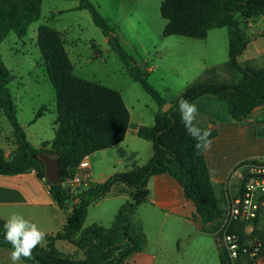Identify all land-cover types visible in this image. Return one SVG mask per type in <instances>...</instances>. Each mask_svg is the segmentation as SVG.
<instances>
[{
  "label": "trees",
  "instance_id": "16d2710c",
  "mask_svg": "<svg viewBox=\"0 0 264 264\" xmlns=\"http://www.w3.org/2000/svg\"><path fill=\"white\" fill-rule=\"evenodd\" d=\"M42 3L43 0H0V46L11 32L19 39L26 37L30 26L41 18ZM79 9L89 11L111 49L128 66L133 80L141 83L162 108L166 103L171 104L167 112L161 110L156 114L153 126L142 125L137 132L138 137L152 143L153 155L144 165L116 173L100 183H89L76 195L66 190L64 179L74 178L85 157L111 149L125 139L130 113L118 91L77 77L63 33L52 26L41 25L37 44L55 90V138L52 142H43L40 148H35L28 140L9 87L14 76L0 49V113L11 125L16 141L11 157H6L0 148V175L35 170L43 179L47 171L41 155L55 153L60 159L58 180L50 182V188L54 199L67 213L66 222L62 229L46 237L45 246H37L32 257L24 261L32 264H129L127 260L147 246L143 227L133 217L138 207L147 201V185L154 176L168 174L173 177L182 186L185 197L195 205L204 226L222 219L224 211L212 182L206 154L196 155V141L186 133L177 104L180 98L195 103L212 96L225 101L230 118L239 123L246 122L257 108H264V67L239 62L250 42L242 23L264 15V0H163L160 13L166 25L162 37L177 35L204 40L210 30L225 27L229 41L227 64L240 75L235 83L196 81L171 101L149 83L148 71L136 64L116 28L101 14L99 7L91 0H81ZM47 110L46 107L39 109L34 122ZM210 132L213 141L218 130ZM118 184L128 187L131 199L120 207L112 225L93 224L84 228L90 206ZM5 222L0 219V247L12 249L4 238ZM240 233L244 238V227ZM216 240L221 264H230L218 235ZM57 241L73 244L85 253V257L76 259L63 254L56 248Z\"/></svg>",
  "mask_w": 264,
  "mask_h": 264
},
{
  "label": "rangeland",
  "instance_id": "374dc122",
  "mask_svg": "<svg viewBox=\"0 0 264 264\" xmlns=\"http://www.w3.org/2000/svg\"><path fill=\"white\" fill-rule=\"evenodd\" d=\"M91 1L99 7L101 14L110 25L116 27L117 33H120L125 41L123 45L136 64L144 70L146 66L152 67V71L147 75L148 81L167 101L178 97L187 86L196 81L229 83L238 81V74L234 73L227 64V28L210 30L208 37L204 40L177 35L162 37L166 25V20L160 13L163 0H141L138 2L140 4H137L138 0ZM49 6L52 7L53 4ZM49 6L45 5L44 11ZM87 12L88 18H79L81 31L75 26L71 28V36L76 38L75 44L72 43V39L66 43V49L76 67V76L119 90L133 117L135 116L133 123L143 122L147 126L154 125L156 114L163 109L162 106L158 105L145 91L141 83L133 80L128 66L111 49L103 31L94 24L91 14ZM71 15L74 16V14ZM72 16L67 15L66 19L57 20L56 26L67 28L72 22ZM35 25L37 24L29 28L28 34L22 39L11 32L1 44L0 49L6 66L14 76L9 87L17 106L18 120L22 127L24 125L30 143L38 147L41 146V140L52 142L55 138L57 108L55 90L37 44V31L33 28ZM47 25L50 26V24ZM251 38L249 37V40ZM256 44L264 48L263 39ZM97 51L101 52V56L95 57ZM255 67H264V56L261 60H257ZM195 104L199 110L197 117L199 125L209 130H217V126L235 127L241 130V133L235 131L231 133V136L240 134L234 144L225 142V135L230 134L226 133L229 131L227 129L222 132L220 139L217 137L213 140L214 154L211 161L216 168L218 165L220 169L211 166L207 151L208 163L213 172L212 182L221 201L224 216L227 185L231 182L234 189L238 182L243 181L240 177H232V174L243 163L260 160V158L241 159L261 149L260 154H264V116L259 117L253 114L246 122L239 123L230 118L225 101L205 96ZM42 107L48 110L34 122L36 112ZM257 111L260 112L261 108L256 109ZM250 117H256L257 121L251 122ZM253 126L256 129L251 128ZM139 141L152 145L150 141L145 142L130 135L128 144L135 153L141 151ZM254 141L257 143L253 144ZM0 148L4 150L6 157H11L16 150L12 127L2 113H0ZM116 151H99L89 157L90 171L95 183L103 182L116 173L128 172L133 169L134 164L144 162L141 161L140 156H136L134 160L118 161V157L114 154ZM260 154L249 156H260ZM221 157L224 159L221 160ZM76 174L84 176L79 169ZM57 175L49 174V179L55 180L58 178ZM220 179L223 181L218 183ZM64 182L67 183L66 190L71 193L73 186L68 179H64ZM127 195L128 193L122 189H116L115 192L112 191L90 206L83 227L87 228L93 224L110 227L120 207L127 202L126 200H130L126 199ZM183 199L186 200V198ZM143 204L138 207L133 220L143 227L147 239L146 254L166 255L167 260H159V264L164 262L167 264H221L216 233L222 219L215 224L204 226L201 220L191 217V221L188 222L171 214L166 216L164 211L152 205ZM244 238L264 240V230L257 227L254 232L246 231ZM56 248L72 258L85 257L83 251L65 241H57ZM181 257L184 260H181Z\"/></svg>",
  "mask_w": 264,
  "mask_h": 264
},
{
  "label": "crops",
  "instance_id": "0c3cea01",
  "mask_svg": "<svg viewBox=\"0 0 264 264\" xmlns=\"http://www.w3.org/2000/svg\"><path fill=\"white\" fill-rule=\"evenodd\" d=\"M80 1L81 0H43L42 16L39 21L35 22L37 25H35V27L33 28H36V31H38V28L41 25L50 24V26H53L56 30L63 33L66 43L69 42V39H72V43L75 44L74 39L76 38L71 36V28L75 26L80 29L79 18L81 17L88 18L86 15L88 12L86 10L79 9ZM93 1L95 2L96 0H93ZM140 1L141 0H138L137 4H140L138 3ZM51 4H53L52 7L49 6ZM45 5H48L50 7V8L48 7L45 10L46 12L44 11ZM47 14H48V17L46 18ZM71 14H74V16H72ZM67 15L72 16V22L69 24V26L67 28L57 27L55 24L57 20L66 19ZM32 25L30 26V28H32ZM242 27L245 31V34L248 37L250 38L254 37V38H251L246 50L239 57V62L243 65L250 64L255 67L257 60L259 59L261 60V58L264 56V48H262V45L259 46L258 44H256L258 43L259 40H261L262 42V39H263L264 41V15L254 20L243 21ZM247 31L249 33H247ZM118 35L121 38L120 33ZM121 41L123 42V44L125 43V41L122 38H121ZM106 42H108L107 37H106ZM228 49H229V41H228ZM99 56H101V52L97 51L95 54V57H99ZM73 66L75 65L73 64ZM75 68L76 67H74V72H73L74 74H75ZM145 69L148 70V72L152 71V67L146 66ZM238 77L240 78L239 74H238ZM116 91L120 92L119 90H116ZM124 102H125L126 107L128 108L125 100ZM128 110L130 113V122H129V127L127 130L125 139L121 143L117 144L115 147L108 149V150H103V151L117 150L116 153L114 154H116V156L118 157V161H122V162H124L125 160L127 161L134 160L136 156H140L141 161H144V162H142L141 164H134L133 168H135V167L144 165V163H146L152 157L153 145H148V143H142L141 141H139L140 146H141L140 152L135 153V151L130 149V146L128 144V137L130 135H133L134 138H139L141 140H144L138 137L137 132L140 126L146 125V124H144L143 122H137L134 124L133 118L135 116L133 117L131 110L129 108ZM253 114H255V116L257 114V116L263 117L264 108H261L260 112L258 111L256 112L255 110L251 114V116ZM255 118L256 117H253V118L250 117L251 122L257 121V119ZM150 126H153V125L150 124ZM225 127L226 126H221V127L217 126V130H218L217 137L220 139V135L222 134V132L227 129L229 131L226 133H230V134L225 135L226 137L225 142H230L231 144H234V142L236 141L237 137L240 136V134L231 136V133L233 131L241 133V130L239 128L236 129L235 127L233 128L231 127L225 128ZM23 128L25 129L24 125H23ZM251 128L256 129L255 126ZM144 141L148 142V140H144ZM43 142H46V141L41 140V145ZM256 143L257 141L253 142V144H256ZM221 145L222 144H220V146ZM40 147L41 146H38V147L36 146L35 148H40ZM261 150H258L259 152L255 151L253 153H250L249 155L260 154ZM221 151L223 153L222 149ZM44 154H47V153H44ZM44 154L41 155V158L43 159L45 170L47 171L46 160L42 157ZM205 154L207 158V151L205 152ZM213 154H214V148L211 147V149L208 151L209 163L211 164L212 167L216 168V165H214L211 161ZM249 155H245V157L242 158L241 160L257 159V158L261 159L264 157V154L262 153L260 154V156H249ZM90 156L85 157V159H87L88 162H89ZM222 159H224V157H221V160ZM207 161H208V158H207ZM209 163L208 165L210 169V174H211V177H213V172H212V169L210 168ZM78 169L80 170V172L83 173L82 175H84L85 179L84 178L82 179L86 181L87 184L95 183L94 180L92 179V172L90 171V162H89V167L87 169L82 170L80 167H78ZM216 169H220V167L217 165ZM77 176H79V174H76L74 178L72 179H68V182L73 186L71 194H75V195L78 194L84 188L82 185L75 183V178ZM52 181L54 180L49 179L48 171L46 173V177L43 179L38 177L36 171L34 173L30 172L26 174L0 175V219L6 221L13 214L23 215L26 219L37 224L38 227L46 233V237L62 229V227L64 226L66 222L67 213L63 209H61V207L59 206V204L54 199L51 193L50 182ZM222 181L223 180L220 179L218 183ZM66 184L67 183L64 182L63 186L67 187ZM116 189H122L123 191L127 192L128 198L126 199H131L130 190L128 189V187H126L123 184H118L113 188L112 191L115 192ZM147 191H148V198H147V201L143 205H146V204L152 205L154 208L164 211L166 216L171 214L180 219L182 218L188 222L191 221V217L201 220L197 214L196 207L193 204V202L185 197V193H184L182 186L170 175L162 174V175H157V176L152 177L148 182ZM183 198H186V200L191 202L192 205ZM77 201L78 200L76 199L74 203H76ZM126 201H129V200H126ZM11 250L12 249L10 248L0 247V264H10L9 255H10ZM180 259L184 260L183 257H181ZM159 260H167L166 255L158 256V255H153L151 253L146 254L144 250L141 253L131 256L127 260V262L129 264H159L158 263ZM20 264H32V263H28L22 259ZM163 264H167V263L164 262ZM184 264H187V263H184Z\"/></svg>",
  "mask_w": 264,
  "mask_h": 264
},
{
  "label": "built area",
  "instance_id": "2783aa9c",
  "mask_svg": "<svg viewBox=\"0 0 264 264\" xmlns=\"http://www.w3.org/2000/svg\"><path fill=\"white\" fill-rule=\"evenodd\" d=\"M82 170L89 167L87 159L79 164ZM31 172H35L32 170ZM232 177H240L234 189L226 181V209L216 233L220 237L230 264H264V240H247L242 237L244 231L264 230V157L258 161L245 162L239 166ZM77 176L75 183L86 187L88 184Z\"/></svg>",
  "mask_w": 264,
  "mask_h": 264
},
{
  "label": "clouds",
  "instance_id": "9594fccd",
  "mask_svg": "<svg viewBox=\"0 0 264 264\" xmlns=\"http://www.w3.org/2000/svg\"><path fill=\"white\" fill-rule=\"evenodd\" d=\"M177 108L186 133L196 141V155L209 151L213 143L210 139L211 132L209 129L199 126L197 105L187 99L180 98ZM4 229V238L12 246L9 255L10 264H20L22 259H30L37 246L46 245V233L23 215H11L6 220Z\"/></svg>",
  "mask_w": 264,
  "mask_h": 264
},
{
  "label": "water",
  "instance_id": "95a60500",
  "mask_svg": "<svg viewBox=\"0 0 264 264\" xmlns=\"http://www.w3.org/2000/svg\"><path fill=\"white\" fill-rule=\"evenodd\" d=\"M171 104L170 103H166L164 106H163V112H167L168 109L170 108ZM45 160H46V163H47V171L49 174H51V172L49 170H51L53 172V174H58V166H59V156L55 153H47V154H44L42 156ZM58 176V175H57ZM58 178H56L54 181H57Z\"/></svg>",
  "mask_w": 264,
  "mask_h": 264
},
{
  "label": "flooded vegetation",
  "instance_id": "af4514ba",
  "mask_svg": "<svg viewBox=\"0 0 264 264\" xmlns=\"http://www.w3.org/2000/svg\"><path fill=\"white\" fill-rule=\"evenodd\" d=\"M51 172V174H53V172L51 170H49Z\"/></svg>",
  "mask_w": 264,
  "mask_h": 264
}]
</instances>
